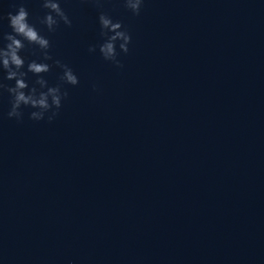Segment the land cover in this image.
<instances>
[{
    "label": "water",
    "instance_id": "1",
    "mask_svg": "<svg viewBox=\"0 0 264 264\" xmlns=\"http://www.w3.org/2000/svg\"><path fill=\"white\" fill-rule=\"evenodd\" d=\"M59 2L72 24L50 33L42 0H0V37L23 4L51 43L25 70L79 80L51 123L0 95V264H264V0ZM101 12L131 35L122 68Z\"/></svg>",
    "mask_w": 264,
    "mask_h": 264
},
{
    "label": "clouds",
    "instance_id": "2",
    "mask_svg": "<svg viewBox=\"0 0 264 264\" xmlns=\"http://www.w3.org/2000/svg\"><path fill=\"white\" fill-rule=\"evenodd\" d=\"M100 2L101 0H96L97 4ZM143 3L144 0H123L124 7L136 16L140 14ZM42 7L47 12L39 20V23L45 25L48 32H55L61 22L71 27L72 21L61 8L59 0H42ZM7 19L12 31L4 33L0 37L6 42L0 46V70L5 73L3 79L0 80V95L3 92L9 94L10 109L7 116L9 119L14 118L18 123L22 122L23 109L30 108L34 109L29 113L31 120H44L45 115L51 113L47 116V121L51 123L59 115L62 101L68 96L66 90L62 91L63 85H78V77L68 65L59 60H55L54 64L62 69V75L59 77L60 82L54 86H49L48 81L44 78V74L51 71L52 65L31 60L27 62L25 70L26 60L20 53L27 46L33 45L39 50L41 60L49 61L53 59L49 54L51 43L49 39L40 34L34 24L29 22V12L23 4H20L15 13L8 12ZM98 20L100 36L103 38V42L99 45V52L104 60L122 68L123 64L118 57L120 53H128L131 35L120 21H114L107 13L101 12ZM117 42H119V52L117 51ZM88 51L95 52L96 46H90ZM28 73L36 77L31 87L26 79ZM5 80L15 83L9 85L4 82Z\"/></svg>",
    "mask_w": 264,
    "mask_h": 264
}]
</instances>
